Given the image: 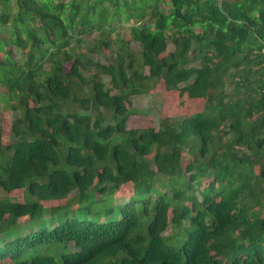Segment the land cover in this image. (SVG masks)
<instances>
[{
  "label": "trees",
  "instance_id": "1",
  "mask_svg": "<svg viewBox=\"0 0 264 264\" xmlns=\"http://www.w3.org/2000/svg\"><path fill=\"white\" fill-rule=\"evenodd\" d=\"M263 49L264 0H0V264H264ZM160 81L202 110L128 128Z\"/></svg>",
  "mask_w": 264,
  "mask_h": 264
},
{
  "label": "rangeland",
  "instance_id": "2",
  "mask_svg": "<svg viewBox=\"0 0 264 264\" xmlns=\"http://www.w3.org/2000/svg\"><path fill=\"white\" fill-rule=\"evenodd\" d=\"M132 22L125 21L119 27L121 31V36L126 41L129 42V46L134 48L137 52L141 51V46L132 39L128 25H131ZM118 23H116L117 25ZM97 33V32H95ZM94 33V34H95ZM94 34L87 35V39H90L89 42L93 44ZM114 35V34H113ZM88 55L94 56L96 59L101 58L103 62L109 63L114 60L115 57L111 56L107 49H103L102 53L91 52L89 51ZM13 56L19 61H23L24 57L21 54L20 50L14 47ZM69 68V65L66 66V69ZM104 79L108 83L106 76ZM108 85H110L108 83ZM232 87L228 85V89ZM0 87V92L2 91ZM129 106L132 109V114L128 119L127 127L128 128H144V127H155L158 128L160 120L165 116H174L182 114H192L194 112L201 111L203 108V101L190 97L188 94H179L178 91L171 92L168 91L165 87L163 81H160L154 86H151L148 90L134 94L129 99ZM9 117L7 113L0 111V123L9 125ZM131 188L127 187L124 190L117 193L116 203L121 204L127 201L130 198ZM0 199H7L12 201H22L23 200V190L17 189L12 192H6L0 186ZM65 200L61 202H51L52 204H62Z\"/></svg>",
  "mask_w": 264,
  "mask_h": 264
},
{
  "label": "built area",
  "instance_id": "3",
  "mask_svg": "<svg viewBox=\"0 0 264 264\" xmlns=\"http://www.w3.org/2000/svg\"><path fill=\"white\" fill-rule=\"evenodd\" d=\"M263 52H264V49H263Z\"/></svg>",
  "mask_w": 264,
  "mask_h": 264
}]
</instances>
